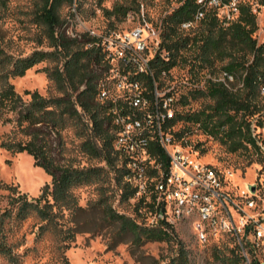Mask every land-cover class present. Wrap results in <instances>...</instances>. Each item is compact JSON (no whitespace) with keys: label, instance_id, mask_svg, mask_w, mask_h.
I'll return each instance as SVG.
<instances>
[{"label":"trees","instance_id":"1","mask_svg":"<svg viewBox=\"0 0 264 264\" xmlns=\"http://www.w3.org/2000/svg\"><path fill=\"white\" fill-rule=\"evenodd\" d=\"M72 1L39 0L35 4L32 21L42 28L47 46L52 50H34L27 56L19 57L6 52L0 44V123L12 125V135L0 145L11 152L27 153L32 157L33 164L42 168L51 178V186H45V193L50 196V200L46 194L28 199L25 194L18 193L11 196L10 208L0 210V255L9 264H16L5 229L12 217L21 221L34 214L45 222L44 226L50 225L55 221L57 211L76 206L72 194L74 188L92 184L103 177L100 174L103 168H79L62 164L57 158L63 147L62 132L69 125L80 126L81 131L76 132L82 138L80 148L89 158H99L107 164L119 158L118 180L122 181L123 198L136 196L137 209L144 204L157 219L156 225L144 226L104 206L101 208L104 221L119 223L121 233L130 234L136 244L148 240H176L173 231L166 229L165 225L169 224L163 217L159 218L162 206L157 201L153 184L149 183L146 193L137 196L136 188L125 179L123 158L114 148L109 104L97 98L107 63L95 45V37L87 32L69 36L62 28L58 15L59 7L64 2L71 4ZM177 2L179 4L161 19L160 49L166 55L162 57L156 54L151 59L149 66L153 80L160 84L162 74H168L173 67L186 66L196 77L201 70L212 69L216 61L222 62L220 69L224 80L209 77L201 87L193 86L188 92L189 99L206 98L210 102L193 112L175 111L167 127L172 128L179 121L196 125L206 135L218 139L229 152L250 150L251 156L246 165L264 163V146L258 135L254 134L256 128L264 124V94H261L264 91V43H257L253 36L257 23L251 4L240 1L236 18L228 24L223 23L216 10H208L195 28L182 30L181 23L193 19L197 4L195 0ZM259 3H264V0H259ZM4 6V0H0V9ZM126 11L127 8L123 14ZM41 43L42 40L39 41ZM49 58L62 61L59 66L44 68L46 77L54 83L58 95L43 96L35 90H26L24 94L28 98L24 100L15 91L9 78L21 77L35 64ZM229 77L237 81L239 86L229 88ZM153 80L145 79L149 88H152ZM188 95L181 96L175 104L187 105ZM171 133L177 139L182 137L180 132ZM95 139L99 141L100 148H97ZM154 154L166 161L160 150L157 149ZM2 187L14 191L7 185ZM230 251L235 256L233 259L221 258L225 264H240L245 259L234 249ZM165 264H191L181 243ZM251 264L259 263L252 258Z\"/></svg>","mask_w":264,"mask_h":264},{"label":"rangeland","instance_id":"2","mask_svg":"<svg viewBox=\"0 0 264 264\" xmlns=\"http://www.w3.org/2000/svg\"><path fill=\"white\" fill-rule=\"evenodd\" d=\"M240 1L251 4L257 23L253 36L257 43H264V3L260 4L259 0ZM4 2L5 6L0 9V44L6 52L24 57L34 50H52L47 46L42 28L32 21L35 4L39 0ZM178 4L177 0H73L71 4L64 2L58 9V15L68 35H82L88 31L96 34H124L143 21L150 22L161 32L162 17ZM223 11L220 9L219 13ZM196 26L197 22L192 28ZM61 62L49 58L35 64L23 76L9 78V82L24 100L28 98L24 94L26 90H35L43 96L58 95L54 83L46 77L44 68L59 66ZM221 65L222 62L216 61L212 69L201 70L196 77L188 66L173 67L168 74H162L161 83H157L158 89L162 93H172L177 101L181 96L188 95L193 86L201 87L206 78L224 80ZM227 84L234 89L239 86L232 79H228ZM109 90L111 94L119 93L114 83L109 84ZM208 102L206 98L189 99L185 106L176 104V111L193 112ZM11 131V124L0 123V143L12 135ZM78 131H81L80 126L69 125L62 132L63 147L57 158L62 164L79 168H103L100 172L103 177L92 184L74 188L72 194L76 206L57 211L55 221L50 225L44 226L45 222L34 214L21 221L12 217L5 229L16 264H165L174 256L180 243L191 264H225L221 258L233 259L235 254L230 251L232 249L243 256L234 236L220 233L201 243L192 234L189 222L171 223L164 215V221L169 224L165 225L166 229L173 231L176 238L171 242L148 240L136 244L130 234L121 233L119 223H106L101 213L104 206L144 226L156 225L157 219L154 220L144 204L137 209L136 196L123 198L122 181L118 180L119 158L111 164L99 158H89L80 148L82 138L76 133ZM171 132L181 133V138L174 137L175 142L190 158L210 164L222 172L225 187L233 197L245 191L248 185H255V206L247 212L256 219H264V163L246 165L251 156L250 150L229 152L218 139L206 135L196 125L179 121L170 128ZM254 134L258 135L264 146V124L257 127ZM94 142L100 148L99 141L95 139ZM0 184V210H4L10 208L11 196L18 193L25 194L28 199L37 198L40 194L48 195L45 186H51V178L42 168L33 164L32 157L27 153L11 152L0 145ZM2 185L12 187L14 191ZM46 197L50 200L49 195ZM240 204L244 207L243 202ZM0 264L9 262L0 255ZM240 264L247 262L244 259Z\"/></svg>","mask_w":264,"mask_h":264},{"label":"built area","instance_id":"3","mask_svg":"<svg viewBox=\"0 0 264 264\" xmlns=\"http://www.w3.org/2000/svg\"><path fill=\"white\" fill-rule=\"evenodd\" d=\"M195 2L193 19L181 23L182 30L192 28L208 10H216L228 24L236 18L240 0ZM220 9L224 11L219 13ZM87 33L96 38L95 45L107 63L97 98L109 104L114 148L123 158L125 179L136 188V195L146 193L152 183L157 201L163 205L161 213L171 223L189 222L192 234L201 243L212 235L230 234L247 264L252 258L264 264V219L247 212L255 206L256 192L251 193L247 187L233 197L225 187L222 172L190 158L167 127L175 115L176 99L170 92L159 91L149 66L156 54L166 55L160 49V32L143 21L124 34ZM146 78L153 80L152 88L146 85ZM110 83L117 86L118 94L110 93ZM157 149L166 161L154 154Z\"/></svg>","mask_w":264,"mask_h":264},{"label":"water","instance_id":"4","mask_svg":"<svg viewBox=\"0 0 264 264\" xmlns=\"http://www.w3.org/2000/svg\"><path fill=\"white\" fill-rule=\"evenodd\" d=\"M249 190L251 191V193H253L255 191V185H248ZM163 214L160 213L159 214V218H162Z\"/></svg>","mask_w":264,"mask_h":264}]
</instances>
